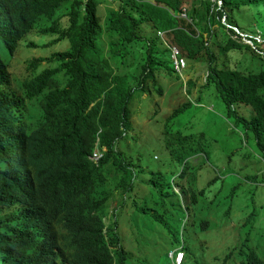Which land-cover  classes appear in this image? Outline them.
<instances>
[{
    "label": "trees",
    "instance_id": "1",
    "mask_svg": "<svg viewBox=\"0 0 264 264\" xmlns=\"http://www.w3.org/2000/svg\"><path fill=\"white\" fill-rule=\"evenodd\" d=\"M67 1L0 0V38L11 54L16 50L9 36H16L11 25L18 33L42 17L51 20L60 40L71 44L56 56L57 66L31 67L15 118L0 117V122L13 124L8 145L12 143L16 155L5 177L8 210L0 220V264L128 263L119 226L136 177L132 164H125L114 146L122 137V126L132 125L130 104L136 91L148 92L146 81L175 72L170 45L180 49L189 69L200 65L203 88L222 98L229 116L237 119L236 104L252 107L251 119H238L254 131L264 157V0H108L105 6L101 0H74L69 23L62 25L56 16ZM184 9L187 18L181 16ZM164 23L173 26L163 28ZM246 23L255 28L247 29ZM159 29L166 30L164 39ZM6 63L0 55V66ZM189 83L193 85L192 79ZM157 91L164 92L162 87ZM49 113L65 127L72 143L69 155L58 149L45 122L27 132L24 122ZM84 129L92 143L102 129L100 144L107 152L98 164L89 158ZM170 140L180 144V150H172L179 162L198 151L193 147L197 136L177 132ZM154 177L152 193L165 201L171 196L170 186L158 179V173ZM216 180L198 190L197 174L185 165L178 185L197 204V193H211ZM117 195L121 201L104 233L103 214ZM133 204L134 214L147 213L135 198ZM167 230L172 233L171 227ZM174 234L179 236V228ZM258 255L253 250L247 264H263Z\"/></svg>",
    "mask_w": 264,
    "mask_h": 264
},
{
    "label": "rangeland",
    "instance_id": "2",
    "mask_svg": "<svg viewBox=\"0 0 264 264\" xmlns=\"http://www.w3.org/2000/svg\"><path fill=\"white\" fill-rule=\"evenodd\" d=\"M73 1H67L58 14L70 8ZM108 2L100 1L101 5ZM237 15L240 16V13ZM46 21L44 18L43 22ZM172 26L171 23L163 24V28ZM246 26L247 29L255 28L254 23H246ZM49 37L32 32L25 40L32 39L41 44ZM25 40L11 64L12 69L22 72L25 71V61L29 56L68 46L67 41H62L46 47H26ZM0 55L7 62L13 60L1 38ZM188 65L185 71L188 70ZM200 68V65L195 64L188 72L193 86L186 82L183 86V81L177 75L163 72L159 74V82L164 95L150 86L152 93L144 95L140 103L136 98H140L141 93H137L131 103L133 129L117 143V148L134 165L136 177L135 191L131 197L125 198L128 204L121 211L124 220L119 229L127 249L131 251V260H134L132 264H153L155 254L161 257L172 237L166 231V225L183 230L186 241L191 245L193 258L197 260L220 264L218 258L246 237H250L249 245L264 259L263 154L258 149L254 131L246 127L243 121L238 119V122L234 115H228L223 100L216 92L203 88L206 80L205 74H198ZM188 74L184 72L183 77L187 79ZM193 97L200 98L201 104L197 105ZM189 100L192 103L183 112L168 119L175 107ZM236 111L248 119L254 113L245 104L236 105ZM166 130L170 134L177 131L184 135L202 134L206 140L201 144L194 143L193 147L199 153L195 160L189 161L188 166L193 174H197L198 189L205 187L214 178L217 180L210 186L211 193L204 194L197 204L191 205L176 191L175 185L181 180L178 174L183 164L167 150L164 139ZM155 173H158V179L162 183L170 186L171 196L165 198V201L157 194L154 195L150 188V180H156ZM233 189L234 194L231 192ZM134 198L139 206L145 205L148 208L147 213H133ZM120 199L121 196L118 195L110 200L108 209L111 215ZM228 209L232 212L231 222L226 219L225 212ZM150 213L162 215L161 219H155ZM205 221H209L211 226L203 230L201 223ZM206 262L203 263L208 264Z\"/></svg>",
    "mask_w": 264,
    "mask_h": 264
},
{
    "label": "clouds",
    "instance_id": "3",
    "mask_svg": "<svg viewBox=\"0 0 264 264\" xmlns=\"http://www.w3.org/2000/svg\"><path fill=\"white\" fill-rule=\"evenodd\" d=\"M111 1H113V0H111ZM106 4H109V2L106 3ZM105 5H102V6H105ZM69 9L70 8H66L60 14H58V12H57L56 19H59L62 25H67L69 23V15H68ZM181 16L187 18V14L185 12V9H184V12L181 14ZM44 18L47 19L46 22H43ZM51 23L52 22H51V20L48 17H42V18L37 19L34 22L33 21H29L21 29V31L18 32V33H17V28H15L13 25H11V29L14 32H16V36H14V37L11 36V35H9V36L13 40V46L16 47V50H15V52L13 54L10 53L12 55V57H13V60L11 62H7L6 65H1L0 66V117H2L5 120H10V118L14 119L15 116H16V113L18 112V109H19L18 100L21 97V95L23 94V92L25 91L26 81L32 75L31 67H37L39 70H42V69H45V68H48V67L57 66L58 63L55 61V58L58 55V53L63 52L65 50H68L70 48V45H71L70 41L68 39L60 40L58 33H56L55 31H53L51 29ZM165 31L166 30L159 29V30H157V34L161 38L164 39ZM32 32H37L38 34H42V35H48L50 37L48 39H46L44 42H42L41 44L38 43L35 40H32V39L25 40L28 37V35L31 34ZM258 39H259L260 42L262 41L261 35L258 36ZM24 40L26 41V43H25L26 47H34V46H39V45H42L43 47H46V46H49V45H52V44H56V43H59V42H62V41H67L68 42V46L64 47V48H62L60 50H57V51H53V52H49V53H43V54H39V55H35V56H29L26 59V61H25V71L22 72V71H18L16 69H12L11 64H13L14 57H15L16 53L17 52L19 53V48L22 45V42ZM246 40L248 42H251L248 39H246ZM173 47H176L178 49L179 58H183L185 60V63H184L183 66L177 67L175 58L173 56ZM170 50H171V58L173 60L174 69H175V72L173 74H175L177 76L178 75L180 76L179 78L183 81V86H184V83L186 82V84H187V83H189V80H190L189 74H188V72L190 70L189 69V65H188V70L185 71L186 70V66L188 64L187 59L181 54L180 49L177 46L170 45ZM184 72L186 74H188V78L187 79H185V77H183ZM62 73L63 72H61L60 74H62ZM146 85H148V92L136 91V93L134 94V97H135V95L137 93H141V95L139 96L140 98H136V99H138L140 101V103L144 99V98H142V97H144V95L152 93V91L150 89V86H153L156 91H157V88L162 87V85L159 82V76H158V78L153 79L152 81H150V80L146 81ZM163 91H164V89H163ZM160 95H164V92H163V94H160ZM134 97L132 98L131 103H132ZM193 99L196 101L197 105L201 104L200 101H199L200 98H194L193 97ZM189 101H190V104H191L192 103L191 100H189ZM186 102H188V101H186ZM186 102H184V103L180 104L179 106L175 107L172 110V112L169 114V116L177 108L180 109L178 111L179 114L181 112H183V105ZM94 104H95V102H93L91 104V106H93ZM240 104H242V103H240ZM236 105H239V104H236ZM236 105H234L235 109H236ZM130 106H131V104H130ZM131 111H132V108H131ZM228 112L229 111L227 110V113ZM253 112H254V110H253ZM253 115H254V113H253ZM132 117H133V115L131 114L132 125H131V127L129 129L127 127H125V126H122L123 133L121 135L122 137L120 136L121 138H123L129 130L133 129ZM238 117H243V116L237 115V119H238ZM39 122H45L46 123L47 129L55 137L58 149L60 151L66 152L68 155L70 154V152L72 153V150L70 148V145L72 143L70 142V140L68 138V134H67V132L65 130V127L62 124V122H57V120L52 117V113H49V115H44L43 118L40 117V118L34 119L32 121L24 122V124L26 126V129H27V132H30L31 129L34 126L39 124ZM12 126H13V124L11 122H9V121L7 123L0 122V143H2V145L0 146V220L1 221H2L4 215L6 214V212L8 210V206H7L6 200H5V197H6L5 177L12 172L13 166L15 164V159H16L15 150L13 148L12 143H9V145H8V136L12 135V133H13V131H10ZM101 131H102V129H100L98 131V134L96 136V140L94 141V143H92L90 135L87 133V131L85 129L83 130V132H84V134L86 136V139H87V153L91 152L89 154V158L94 164H98L100 162L101 158L104 157L106 152H107V146L103 145V144H100V142H101V137H100ZM177 132H180V131H177ZM177 132L175 134H170L167 130L164 131V139H165L166 148L169 151L170 155L174 159H177V155H176V153H172V150H180V144L178 142L172 141L170 139H171L172 135L176 136ZM181 134H182V132H181ZM182 135H184V134H182ZM191 135H193V134H191ZM205 141L206 140L202 136V134L197 136V142L198 143L201 144V143H203ZM117 143L115 142L114 148L123 157V162L125 164H127V163H131L132 164V162L127 159L125 154L117 148ZM198 153L199 152H196L195 154H192V155L188 156L183 161V163L180 162V163L183 164V167H182L181 172L178 174V176H181V173H182L185 165H187V167L189 168V166H188L189 161L190 160H195L196 159L195 156ZM201 154L203 155V151H201ZM130 167L133 170L134 165L132 164ZM115 169H116V172L118 173L119 176L122 175V173L119 172L117 170V168H115ZM133 173H134V170H133ZM177 187H179L180 189H177ZM175 188H176V191L180 192L184 196V200H186L190 204H192V199H191L190 194L186 195L183 192L181 186H179V185H175ZM195 188L198 189L196 187V181H195ZM197 197H198V200H200L202 195L197 193ZM120 201H121V199L117 202V206L113 209V211L116 210V208L118 207ZM108 208H109V204L107 205V210L109 212ZM107 210H106V213L103 214V221L105 223L104 233H106L107 225L113 219L112 218L113 211H112V215H111L110 213H107ZM231 213L232 212H231L230 209H228L225 212L226 219L228 220V222L233 221ZM121 215H122V213H121ZM203 224L205 226L204 229H209L210 226H211V223L209 221H205ZM245 224H247V223H245ZM202 225H201V228H202ZM120 226H121V224H120ZM120 226H119V229H121ZM168 227L169 226L166 225L165 229H166L167 232H168V230H167ZM171 228H172V233H170L172 235L171 243H170V245H168L165 248L164 252L161 254V257H159L156 254L154 255L156 259H155V262L153 264H205V263H203V262H206L205 260H197L196 258H193V252H192L191 245L186 241L184 233H183V230H181L179 228V236L177 237L174 234V232H175V230L177 228H173V227H171ZM122 238H123V236H122ZM250 240H251L250 237H246L243 240H240L239 243L236 244L235 246L230 247L229 250L227 251V253L224 256L218 258V260H220V262H221L220 264H224V263H226V264H233V263L234 264H236V263L242 264V263H245V262L247 264L248 256L250 254H252L253 250L258 253V251L255 248H253V247H251L249 245L250 244ZM123 244L125 245L124 239H123ZM125 248L127 249L126 245H125ZM128 252H129V259H128V263L127 264H132V262L134 260H131V257H132L131 256L132 255L131 251L128 250ZM258 256L260 257V259L263 261V264H264V259L260 256V254ZM192 258L194 259L193 263H191V259ZM206 263L214 264L213 262L212 263L206 262Z\"/></svg>",
    "mask_w": 264,
    "mask_h": 264
},
{
    "label": "built area",
    "instance_id": "4",
    "mask_svg": "<svg viewBox=\"0 0 264 264\" xmlns=\"http://www.w3.org/2000/svg\"><path fill=\"white\" fill-rule=\"evenodd\" d=\"M178 54H179L178 49L176 47H173V56L175 58L176 65L177 67H180L184 65L185 60L183 58H179Z\"/></svg>",
    "mask_w": 264,
    "mask_h": 264
}]
</instances>
